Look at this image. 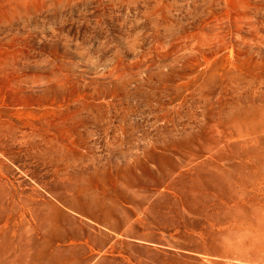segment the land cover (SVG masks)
<instances>
[{
	"label": "rangeland",
	"instance_id": "obj_1",
	"mask_svg": "<svg viewBox=\"0 0 264 264\" xmlns=\"http://www.w3.org/2000/svg\"><path fill=\"white\" fill-rule=\"evenodd\" d=\"M0 264H264V0H0Z\"/></svg>",
	"mask_w": 264,
	"mask_h": 264
}]
</instances>
